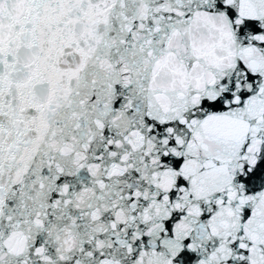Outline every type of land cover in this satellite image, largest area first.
<instances>
[{
	"label": "snow or ice",
	"instance_id": "1",
	"mask_svg": "<svg viewBox=\"0 0 264 264\" xmlns=\"http://www.w3.org/2000/svg\"><path fill=\"white\" fill-rule=\"evenodd\" d=\"M0 264H264V0H0Z\"/></svg>",
	"mask_w": 264,
	"mask_h": 264
}]
</instances>
